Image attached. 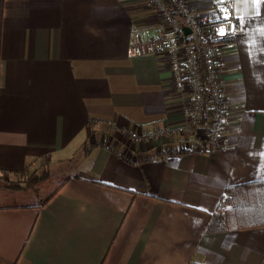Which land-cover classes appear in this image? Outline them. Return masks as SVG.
<instances>
[{
	"label": "crops",
	"instance_id": "1",
	"mask_svg": "<svg viewBox=\"0 0 264 264\" xmlns=\"http://www.w3.org/2000/svg\"><path fill=\"white\" fill-rule=\"evenodd\" d=\"M232 2L220 58L231 143L188 152L167 62L128 52L135 29L157 27L148 0L2 1L0 188L66 181L40 208L0 209V264H264V225L213 223L228 190L233 202L264 181V0Z\"/></svg>",
	"mask_w": 264,
	"mask_h": 264
},
{
	"label": "built area",
	"instance_id": "2",
	"mask_svg": "<svg viewBox=\"0 0 264 264\" xmlns=\"http://www.w3.org/2000/svg\"><path fill=\"white\" fill-rule=\"evenodd\" d=\"M148 1L157 16V27L152 32L135 29L128 52L131 56H153L167 62L171 87L183 105L182 121L174 128L181 141L180 150L216 152L229 147L228 105L227 102L224 107L217 105L224 98L220 60L223 43L215 40L223 36L224 24H229L228 33L232 36L238 29L232 0H212L201 6L188 0ZM200 60L203 80L198 67ZM121 132L135 141L142 135L136 127H125ZM168 132L167 127L149 131L148 142L153 146ZM177 150L174 148L171 153Z\"/></svg>",
	"mask_w": 264,
	"mask_h": 264
},
{
	"label": "trees",
	"instance_id": "3",
	"mask_svg": "<svg viewBox=\"0 0 264 264\" xmlns=\"http://www.w3.org/2000/svg\"><path fill=\"white\" fill-rule=\"evenodd\" d=\"M2 1L0 0V30H1V8ZM233 36L230 33L217 38L216 42H232ZM203 62L199 61V72L201 73V80L204 79L202 74ZM209 102V101H208ZM225 99L221 98L217 105L219 107H224ZM210 111V110H209ZM206 117V112L203 118ZM182 151V150H181ZM184 151V150H183ZM62 182L58 184L52 191H50L46 196L41 194L44 192L48 185V175L44 172L40 174H31L25 179V186L22 187L20 182H5V187L11 190H21L28 193V200L20 203H3L0 204V209L4 208H40L44 206L50 198L59 190L62 184L66 181V177H62ZM228 190V189H227ZM230 190L224 196L221 201L222 211L219 213V218L213 223H218L219 229H229L235 227H247V226H257L264 225V181H261L259 185L255 188L248 190L244 193V196L235 198L231 201ZM42 197V198H41ZM211 225L212 222H211ZM241 225V226H239ZM217 229V228H214Z\"/></svg>",
	"mask_w": 264,
	"mask_h": 264
},
{
	"label": "rangeland",
	"instance_id": "4",
	"mask_svg": "<svg viewBox=\"0 0 264 264\" xmlns=\"http://www.w3.org/2000/svg\"><path fill=\"white\" fill-rule=\"evenodd\" d=\"M62 178H59V176H49L47 180V187L43 194L46 196L50 191H52L58 184L62 182ZM30 196H28V193L21 190H11L8 188H0V204L3 203H20L25 202L28 200ZM42 198V197H41Z\"/></svg>",
	"mask_w": 264,
	"mask_h": 264
},
{
	"label": "water",
	"instance_id": "5",
	"mask_svg": "<svg viewBox=\"0 0 264 264\" xmlns=\"http://www.w3.org/2000/svg\"><path fill=\"white\" fill-rule=\"evenodd\" d=\"M186 30V32H187V29H185Z\"/></svg>",
	"mask_w": 264,
	"mask_h": 264
}]
</instances>
